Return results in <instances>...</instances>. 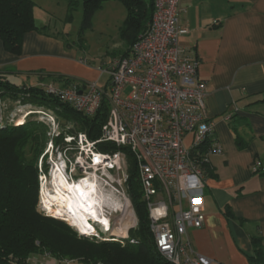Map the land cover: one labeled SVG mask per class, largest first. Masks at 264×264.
<instances>
[{"label": "built area", "instance_id": "1", "mask_svg": "<svg viewBox=\"0 0 264 264\" xmlns=\"http://www.w3.org/2000/svg\"><path fill=\"white\" fill-rule=\"evenodd\" d=\"M182 11L181 0H155L152 22L131 54L100 70L101 76L108 75L106 81L42 85L48 95L89 117L106 100L109 113L98 140L78 132L56 143L62 132L54 111L37 107L34 113L50 118V142L43 157L51 156L53 166L59 165L71 181L89 176L98 181L101 192L113 190L101 208L109 227L94 224L95 237L124 244L139 224L127 185L130 152L158 253L167 264H212L195 252L189 230L204 225L205 168L222 148L213 138L215 123L207 113V84L199 76V61L179 43L186 32L180 26ZM4 123L0 115V125ZM99 143L118 149L102 152ZM261 165L257 160L252 169L256 172Z\"/></svg>", "mask_w": 264, "mask_h": 264}, {"label": "crops", "instance_id": "2", "mask_svg": "<svg viewBox=\"0 0 264 264\" xmlns=\"http://www.w3.org/2000/svg\"><path fill=\"white\" fill-rule=\"evenodd\" d=\"M106 5L116 12L120 30L125 6L112 0L99 10ZM181 7L180 26L186 32L179 43L199 61L207 113L215 123L213 138L222 148L205 168L204 225L190 229L189 236L195 252L212 264H254L257 250L264 254V0H181ZM117 42L127 48H117L114 55L129 56L125 41L118 36ZM68 46L64 39L34 30L15 55L0 35V75L35 80L17 85L40 88L99 79L104 67ZM257 160L262 165L255 172Z\"/></svg>", "mask_w": 264, "mask_h": 264}, {"label": "trees", "instance_id": "3", "mask_svg": "<svg viewBox=\"0 0 264 264\" xmlns=\"http://www.w3.org/2000/svg\"><path fill=\"white\" fill-rule=\"evenodd\" d=\"M82 1V28L86 29L92 27L96 11L112 0ZM114 1L121 2L127 10L119 36L129 46V53L152 22L155 0ZM34 9L33 0H0V35L8 52L20 55L26 33L40 30L34 20ZM7 96L23 98L25 103L53 110L58 119L76 123L78 132L86 133L92 141L100 138L109 113L106 100L97 114L89 117L48 95L40 87L19 86L0 75V98ZM48 133L49 126L38 120L0 125V264H33L32 257L45 254L59 263L76 260L84 264H167L158 253L150 231L136 160L130 152L127 154L130 163L127 185L139 224L129 232V239L124 244L89 238L64 220L39 211L40 176L48 170L47 157L43 161L45 170L42 168L41 171L39 161L50 140ZM64 136L62 132L55 138L56 143H62ZM97 146L102 152L118 149L109 143ZM131 239L134 242H130ZM254 241L259 239L254 238ZM263 255L257 250L254 264H262Z\"/></svg>", "mask_w": 264, "mask_h": 264}, {"label": "rangeland", "instance_id": "4", "mask_svg": "<svg viewBox=\"0 0 264 264\" xmlns=\"http://www.w3.org/2000/svg\"><path fill=\"white\" fill-rule=\"evenodd\" d=\"M33 1L35 3L34 20L37 27L40 28V30L45 33L66 40V42L71 45V47L68 46V48H72L73 50L78 51L80 56H85L86 59L92 62L93 64L97 66L100 65L106 68L108 67L107 64L110 65L119 58L114 55V53L116 52L115 50H117V48H123L122 50L127 48V46L123 42L116 43L120 30H119V24H117L118 22L116 21L117 18L115 17L116 12L113 10V8L109 7L110 5H106L103 10H99L94 14L91 28L83 29L82 21L84 17V7L82 0H33ZM81 64L82 66H85V68H88L89 70L93 68L90 67L88 64L87 65H84L83 63ZM107 78L108 75L106 73H103L102 76L100 77L101 82L106 81ZM11 81L19 85L23 83L27 84V83L36 82L35 80L29 82V80H26L25 77L24 78L12 77ZM87 81L90 82L92 80L90 81L87 80ZM17 98L18 99H14L8 96L5 98H0V115L3 116L5 120V124L6 123L18 124V120H20V118L22 117L25 118L23 119L24 121L23 123L29 120H38L40 122H43L47 126L50 124L49 121L50 118H48L45 115H39L34 113L35 110L39 109L36 107V105L25 103V100H23V98L22 99L19 97ZM58 121L60 123L61 132H64L65 134L68 135L78 134L77 132L79 127L76 123L66 122L62 118L58 119ZM49 133H50V127H49ZM72 155L76 156L77 155L76 151H74ZM58 158L59 157H57V161L58 163H60ZM43 161H44V157L42 156L39 161V167L41 171L42 168L43 170H45L43 167L44 164ZM50 161H51V156L50 157L47 156L48 170L47 172L44 171L41 175L42 177H40V180L42 179L43 181L42 180L40 181L41 188H40V201H39L38 209L44 215L53 216L63 220L64 218L55 216L54 215L55 213L49 207H46L48 206L49 203L51 204L53 203L52 205H54V202L50 200L48 196L50 192L53 191L54 181L52 180L53 179L52 173L55 168V166H53V163H51L52 161L51 162ZM61 171L63 172L62 169ZM44 189L47 195H44L43 193ZM105 191L110 195L111 193H113V190L110 187ZM102 192L103 193L101 194H103L105 196V199L107 200L108 194H106L104 191ZM103 206H105V203ZM65 220L66 219H64V221ZM65 222L70 224L72 227L75 226L68 220H66ZM94 235L95 234L85 235V236H88L89 238L92 239L95 238L97 240H100L98 237H95ZM104 236H108V234H105ZM44 256L43 257L35 256V259L34 257H32L31 262L33 264L55 263L54 262L55 260L51 259V256H48L47 254H45ZM56 264H61V263L57 262ZM71 264H84V263L83 262L81 263V261L76 262V260H73Z\"/></svg>", "mask_w": 264, "mask_h": 264}, {"label": "bare ground", "instance_id": "5", "mask_svg": "<svg viewBox=\"0 0 264 264\" xmlns=\"http://www.w3.org/2000/svg\"><path fill=\"white\" fill-rule=\"evenodd\" d=\"M23 119L25 118H20L18 124L23 123ZM52 174L53 191L48 196L54 205L49 203L46 207H49L55 216L70 221L85 235H92L97 232L94 227L96 223L103 227H109V218L101 209L106 199L101 194L103 192L99 190L98 181L95 178L88 176L71 181L61 171L59 165L54 168ZM43 193L47 195L45 189ZM114 232L120 235L117 231Z\"/></svg>", "mask_w": 264, "mask_h": 264}, {"label": "clouds", "instance_id": "6", "mask_svg": "<svg viewBox=\"0 0 264 264\" xmlns=\"http://www.w3.org/2000/svg\"><path fill=\"white\" fill-rule=\"evenodd\" d=\"M64 220V219H63ZM66 221V220H65Z\"/></svg>", "mask_w": 264, "mask_h": 264}, {"label": "water", "instance_id": "7", "mask_svg": "<svg viewBox=\"0 0 264 264\" xmlns=\"http://www.w3.org/2000/svg\"><path fill=\"white\" fill-rule=\"evenodd\" d=\"M83 235H85V234H83Z\"/></svg>", "mask_w": 264, "mask_h": 264}]
</instances>
